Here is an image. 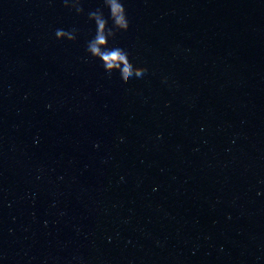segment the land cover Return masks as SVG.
I'll return each instance as SVG.
<instances>
[{
  "label": "water",
  "instance_id": "1",
  "mask_svg": "<svg viewBox=\"0 0 264 264\" xmlns=\"http://www.w3.org/2000/svg\"><path fill=\"white\" fill-rule=\"evenodd\" d=\"M103 3L0 0V264H264V0Z\"/></svg>",
  "mask_w": 264,
  "mask_h": 264
},
{
  "label": "clouds",
  "instance_id": "2",
  "mask_svg": "<svg viewBox=\"0 0 264 264\" xmlns=\"http://www.w3.org/2000/svg\"><path fill=\"white\" fill-rule=\"evenodd\" d=\"M64 6L71 8L75 7V4L65 2ZM103 6L108 10L107 15L103 9L91 11L88 14L89 20L94 22L95 34L87 42V53L101 62L106 73L111 74L115 70L125 78L142 77L148 69L134 64L126 46L115 39L117 30H125L128 27L124 0H104ZM82 11V8H77L78 13ZM55 36L57 39L66 38L69 41H75L77 38L75 32L63 29H57Z\"/></svg>",
  "mask_w": 264,
  "mask_h": 264
}]
</instances>
